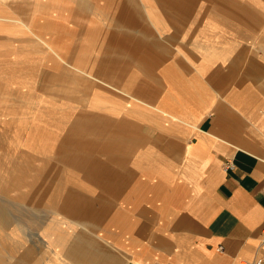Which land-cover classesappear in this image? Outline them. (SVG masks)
<instances>
[{
    "label": "crops",
    "instance_id": "crops-1",
    "mask_svg": "<svg viewBox=\"0 0 264 264\" xmlns=\"http://www.w3.org/2000/svg\"><path fill=\"white\" fill-rule=\"evenodd\" d=\"M136 13H124L136 16L133 29L119 22L121 14L99 15L97 21L89 14L77 19L87 21L85 26L73 17L56 24L65 35L51 45L40 41L55 63L66 64L69 77L100 86L99 100L108 90L119 95L114 101L133 108V208L117 211L114 240L107 242L118 264L252 262L264 255V62L260 49L258 59H251L249 38L251 29L259 34L263 25L254 29L249 13L229 16L225 26L203 16L182 38L184 30L170 31L167 17L155 37L149 14ZM111 19V25L104 23ZM235 21L241 40L218 41V32ZM171 38L178 39V48ZM130 62L133 70L123 67ZM117 78L126 81L117 84ZM92 142L83 169L93 156ZM88 172L89 180L101 181L107 190L127 179L99 162ZM125 189L122 184L109 193ZM67 195L85 199V212L104 204ZM94 245L78 242L59 259L67 264L66 257L76 255L81 264H94L84 256Z\"/></svg>",
    "mask_w": 264,
    "mask_h": 264
},
{
    "label": "rangeland",
    "instance_id": "rangeland-1",
    "mask_svg": "<svg viewBox=\"0 0 264 264\" xmlns=\"http://www.w3.org/2000/svg\"><path fill=\"white\" fill-rule=\"evenodd\" d=\"M132 3L128 0H0V264H63L59 257L64 259L65 250L78 242L95 243L84 255L94 260V264H112L111 261L118 264L114 246L107 239L114 240L111 239L114 221L120 219L117 211L133 208L130 190L133 148L129 147L133 144V108L114 101L119 95L108 90L107 97L99 100L100 86L82 83L80 76L69 77L66 64L55 63L45 53V46L51 45L58 35H65V28L56 30V24L68 23L73 17L74 23L85 26L87 21L77 19L90 14L97 21L99 15L103 19L121 14L119 22L133 29L136 16L124 13L137 15L140 11L152 18L155 37L168 17L170 31L178 34L184 30L183 38L198 23L196 18L205 16L215 19L217 26H225L229 16L249 13L251 26L264 28V0H133ZM228 22L230 25L231 21ZM104 23L114 22L111 19ZM233 23L230 30L218 32V41L226 43V37L230 36L234 44L241 40L240 22ZM250 33L251 59H258L260 49L259 59L264 62V29L259 34L251 29ZM80 36L81 32L77 37ZM41 40L48 45L41 46ZM177 40L171 38L174 49L182 42L180 37ZM123 67L133 70V62ZM116 80L117 84L126 81ZM89 131H95L98 137L92 142L93 156L86 159L85 168L65 164L64 152H72L90 141L87 137L83 139ZM66 137L69 143L64 149L62 141ZM117 146L121 148L116 149ZM113 148L121 154L114 156ZM93 162L127 177L122 181L126 189L121 195L112 196L109 193L112 189H103L101 181L89 180L88 169ZM35 182H41L39 187ZM68 193L92 201L98 199L104 204L85 208L88 212L82 219L77 215L79 207L64 204V195ZM129 215L121 214L124 218ZM78 257L65 260L67 264H81Z\"/></svg>",
    "mask_w": 264,
    "mask_h": 264
},
{
    "label": "bare ground",
    "instance_id": "bare-ground-1",
    "mask_svg": "<svg viewBox=\"0 0 264 264\" xmlns=\"http://www.w3.org/2000/svg\"><path fill=\"white\" fill-rule=\"evenodd\" d=\"M197 89V88H196ZM198 94H199V92H198ZM197 94V95H198ZM197 95H195V96H197ZM202 97V96H201ZM198 100V99H197ZM234 100V99H233ZM198 102V101H197ZM242 103V102H241ZM240 103V104H241ZM204 106V105H203ZM97 121V120H96ZM74 123V122H73ZM90 123V122H89ZM92 125V124H91ZM87 126V125H86ZM84 126L82 125V128H83ZM71 130V129H70ZM97 134L98 133H96L95 131L94 132H91V131H89V132H86L85 134H84V136H83V139H85L86 137H87V139L88 140H90L89 142H91V140H96L97 139ZM68 136V135H67ZM93 136V137H92ZM62 137V136H61ZM89 137H90V139H89ZM74 139H76V138H74ZM77 140V139H76ZM62 142H64L63 143V146H62V148H64V149H66L67 147H68V143H69V141H68V138L66 137L65 138V141H62ZM79 142V141H78ZM89 142H85L80 148L78 147V149H76V150H73L72 152H64L65 153V155L63 156L64 158L65 157H67V159L65 160V162L67 161V163L68 164H75V165H77V166H79L80 168H82V165L84 164V159H85V157L87 156V154L89 153V146L90 145H88V143ZM82 143H83V141H82ZM119 148H121V146H117V148L116 149H119ZM112 150V149H111ZM60 151H61V149H60ZM116 151V152H115ZM120 150H114V148H113V150H112V153H114V154H121L120 152H119ZM64 153H62V154H64ZM62 157V156H61ZM66 163V164H67ZM34 164V163H33ZM43 164V163H42ZM47 165V164H46ZM41 168V167H40ZM103 168V167H102ZM31 169H32V167H31ZM44 170V169H43ZM108 171H109V169H107ZM56 171H58V170H56ZM66 171H67V169H66ZM9 174V173H8ZM32 175V174H31ZM37 178V177H36ZM48 178V177H47ZM53 178V177H52ZM52 180V179H51ZM37 182V181H36ZM35 182V183H36ZM42 182V181H41ZM41 182H38V184L39 183H41ZM53 182V181H52ZM61 182V181H60ZM66 182V181H65ZM34 183V184H35ZM59 183V182H58ZM64 183V182H63ZM24 184V183H23ZM38 184L36 183V185L38 186ZM46 184V183H45ZM15 185V184H14ZM52 185H54V184H52ZM121 183H119V184H117V183H112L111 185H110V187H111V189H114V190H120L121 189ZM46 186H47V184H46ZM55 186V185H54ZM64 186V185H63ZM71 186V185H70ZM17 187V186H16ZM18 187H19V185H18ZM39 187V186H38ZM57 187V186H56ZM33 188V187H32ZM42 188H43V186H42ZM63 188V187H62ZM57 189V188H56ZM79 189V188H78ZM58 190H60V189H58ZM36 192H37V190H35ZM50 191V190H49ZM49 193V192H48ZM54 193V192H53ZM56 194H57V192H55ZM62 193V192H61ZM51 194V193H50ZM55 194V195H56ZM44 195V194H43ZM45 196V195H44ZM57 196V195H56ZM65 197H66V199L63 201L64 202V204H70V205H73V206H77V207H79V210H77V215L79 216V218H82V219H84V216H83V214L85 213V211H82L83 210V206H85L86 205V201H85V199H83L82 197H73V195L72 196H70V195H67V194H65L64 195ZM51 197H53V196H51ZM57 197H59V196H57ZM56 198V197H55ZM37 199H38V197H37ZM39 199H41V198H39ZM53 199V198H52ZM57 201V200H56ZM38 202H40V201H38ZM42 202V201H41ZM52 203H54V202H52ZM48 204V203H47ZM87 213V212H86ZM61 219V218H60ZM22 226V225H21ZM19 228H21V227H19ZM28 232V231H27ZM57 234V233H56ZM54 239V238H53ZM57 239V238H56ZM42 248V247H41ZM40 248V249H41ZM55 249V248H54ZM37 250V249H36ZM32 252V251H31ZM34 253V252H33ZM36 253V252H35ZM33 256H34V254H33ZM19 264H21V263H19ZM23 264H25V263H23ZM27 264V263H26ZM28 264H31V263H28Z\"/></svg>",
    "mask_w": 264,
    "mask_h": 264
},
{
    "label": "built area",
    "instance_id": "built-area-1",
    "mask_svg": "<svg viewBox=\"0 0 264 264\" xmlns=\"http://www.w3.org/2000/svg\"><path fill=\"white\" fill-rule=\"evenodd\" d=\"M229 167L231 166L229 165ZM263 235H264V231H263ZM219 250H221L220 247ZM241 264H264V255H260L256 257L252 262H242Z\"/></svg>",
    "mask_w": 264,
    "mask_h": 264
}]
</instances>
